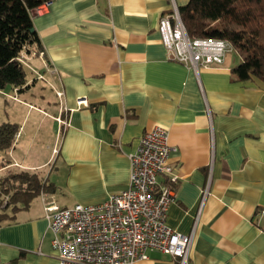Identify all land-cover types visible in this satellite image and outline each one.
Segmentation results:
<instances>
[{
  "label": "crops",
  "instance_id": "0c3cea01",
  "mask_svg": "<svg viewBox=\"0 0 264 264\" xmlns=\"http://www.w3.org/2000/svg\"><path fill=\"white\" fill-rule=\"evenodd\" d=\"M172 1L188 0H49L42 13L31 12L43 55L28 62L63 93L55 92L50 156L35 158L40 128L23 139L18 123L8 159L0 162V181L23 170L45 183L31 197L20 194L16 209L0 208V264H56L42 195L70 206L125 188L129 154L157 123L176 146L169 156L175 200L166 221L184 233L194 227L192 264H264V81L233 79L238 62L227 55L198 71L170 58L158 23ZM27 78L26 87L0 88V95L19 101L36 79ZM46 165V173L36 172ZM158 180L169 183L167 175ZM135 264L177 262L151 250Z\"/></svg>",
  "mask_w": 264,
  "mask_h": 264
},
{
  "label": "built area",
  "instance_id": "2783aa9c",
  "mask_svg": "<svg viewBox=\"0 0 264 264\" xmlns=\"http://www.w3.org/2000/svg\"><path fill=\"white\" fill-rule=\"evenodd\" d=\"M48 3H40L31 12L42 13ZM158 29L167 55L195 71L222 63L226 53L234 50L226 39L190 37L173 1L170 9L160 15ZM33 54L22 51L19 58L43 78L28 62ZM42 55L40 50L38 56ZM55 92L58 97L63 93L59 89ZM84 101L78 98L77 104ZM175 150L176 146L167 143V128L157 123L141 134L129 154L130 173L125 188L111 192L98 203L77 202L70 206H60L42 195L56 264H135L147 258L151 250L171 255L177 264H192L194 227L184 233L166 221L168 206L175 200V187L170 183L175 182L177 175L169 161ZM160 175H167L169 183H159ZM205 193L206 188L201 192L200 206ZM8 201L9 193L0 182V208L6 207ZM259 211L264 213V207Z\"/></svg>",
  "mask_w": 264,
  "mask_h": 264
},
{
  "label": "trees",
  "instance_id": "16d2710c",
  "mask_svg": "<svg viewBox=\"0 0 264 264\" xmlns=\"http://www.w3.org/2000/svg\"><path fill=\"white\" fill-rule=\"evenodd\" d=\"M44 1L49 0H0V88L28 85L19 56L22 51L38 55L42 50L31 11ZM178 10L190 37H218L232 44L240 56L231 67L233 79L255 76L264 81V0H188ZM18 128L15 122L0 123V149L11 146ZM0 182L4 190H11L8 203L12 210L20 194L31 197L45 189L35 173L23 170L8 173Z\"/></svg>",
  "mask_w": 264,
  "mask_h": 264
},
{
  "label": "rangeland",
  "instance_id": "374dc122",
  "mask_svg": "<svg viewBox=\"0 0 264 264\" xmlns=\"http://www.w3.org/2000/svg\"><path fill=\"white\" fill-rule=\"evenodd\" d=\"M228 60L234 63L238 62L240 56L236 50H232L226 53ZM40 69L39 66H36ZM41 71V70H40ZM40 71H37L41 73ZM27 77L36 78L31 84L29 90L20 91L17 95L19 101L12 100L11 97L6 96V94L0 95V123L4 121H16L22 125L20 133L23 139H28L29 133L34 129V127H39V133L35 140L36 154H38L36 159H47L52 150V146L55 140L54 132L56 122L51 117L52 111L56 110L54 99L56 98L54 89L51 87L45 79L37 76V73L26 68ZM42 74V73H41ZM44 75V74H43ZM46 75V74H45ZM47 77V76H46ZM50 81L51 78L47 77ZM11 84H8L5 90L9 93L11 91ZM32 103L34 106H29ZM39 108L40 110H38ZM35 150H32L34 152ZM8 159V150L0 149V162H5ZM53 156L50 157L51 161ZM51 164V163H50ZM48 166L46 165L36 172L41 174L46 173ZM17 168V167H13Z\"/></svg>",
  "mask_w": 264,
  "mask_h": 264
}]
</instances>
